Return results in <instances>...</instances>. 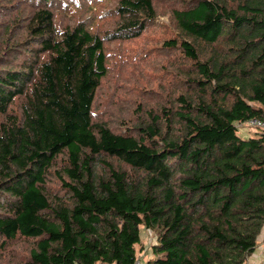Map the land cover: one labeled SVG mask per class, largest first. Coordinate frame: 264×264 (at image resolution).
<instances>
[{
	"label": "trees",
	"instance_id": "obj_1",
	"mask_svg": "<svg viewBox=\"0 0 264 264\" xmlns=\"http://www.w3.org/2000/svg\"><path fill=\"white\" fill-rule=\"evenodd\" d=\"M104 1L0 3V256L24 250L0 264H133L142 228L160 255L142 264H244L264 228V129L247 124L264 121V0ZM151 29L166 62L118 80ZM106 77L120 93L98 113Z\"/></svg>",
	"mask_w": 264,
	"mask_h": 264
},
{
	"label": "rangeland",
	"instance_id": "obj_2",
	"mask_svg": "<svg viewBox=\"0 0 264 264\" xmlns=\"http://www.w3.org/2000/svg\"><path fill=\"white\" fill-rule=\"evenodd\" d=\"M15 0H0V3L3 2V5L9 7ZM116 4V0H105L104 2L98 3L96 6V10L98 9L99 6L104 5V8L108 10H112ZM31 4H27L24 6V10H18V11H13L14 13H22L24 14L25 12H30L32 10ZM81 7H77V5H74L73 8L67 12L66 15H60L59 18H64L66 22H74L76 20L75 15H79L81 10L79 9ZM109 12V11H108ZM108 12H103L102 16L108 15ZM101 16V17H102ZM107 16V20H98L99 22H94L95 25H102L104 28H114L117 23L119 22L117 16H112L111 19ZM97 17V16H96ZM158 21L163 24H168V16L164 15L161 16ZM165 37L164 32L161 29H158L157 31H153L152 29L145 32L142 36L139 38L133 40V41H126L123 43V47L127 49V52L130 54V58L133 59L134 55L137 53H148L147 55L143 56L142 58L136 60L133 64H127L124 66V63L122 62V65L124 66L121 75L117 76L118 80H123V79H131V82L134 86H140L144 87L145 86V78L148 75H151V77H155L153 74V66H152V61L158 60L161 63H165L166 60L163 59V56L159 55V53L155 50L156 47H158L160 44L159 42L162 41ZM144 51V52H142ZM160 56V57H159ZM162 57V58H161ZM17 60L14 59V62ZM117 63H114L112 65L113 71L112 72H117L120 67H118ZM112 84L113 81L109 79L108 77L103 79V83L101 87L97 90V101H96V107L95 111L100 113L101 111H104L105 113L110 111V107L115 106V99H118V95L115 97V94L112 89ZM158 84L157 79H153V84L151 83L149 87H156ZM156 98H151L148 101V104H151L152 100ZM123 112L122 110H120ZM254 128L252 127H246L245 125H240L238 132L239 135L241 136H247L251 135L253 132ZM156 242L155 238V233L151 232L150 230H147L145 228L141 229V246H142V251H140L137 255V257L140 259L142 263H144L146 260H154L158 256L157 254H154L150 248V245ZM18 241L13 243L11 249L7 252L4 253L2 256H0V262L5 261V257H10L11 259L15 261H21L24 257V250L19 249L17 246Z\"/></svg>",
	"mask_w": 264,
	"mask_h": 264
},
{
	"label": "crops",
	"instance_id": "obj_3",
	"mask_svg": "<svg viewBox=\"0 0 264 264\" xmlns=\"http://www.w3.org/2000/svg\"><path fill=\"white\" fill-rule=\"evenodd\" d=\"M264 259V228L259 236L258 244L255 251L246 260L244 264H258Z\"/></svg>",
	"mask_w": 264,
	"mask_h": 264
},
{
	"label": "built area",
	"instance_id": "obj_4",
	"mask_svg": "<svg viewBox=\"0 0 264 264\" xmlns=\"http://www.w3.org/2000/svg\"><path fill=\"white\" fill-rule=\"evenodd\" d=\"M247 124L254 127H260L264 129V121L260 119H250L247 121ZM133 264H142L139 258H136L135 262ZM258 264H264V259L260 261Z\"/></svg>",
	"mask_w": 264,
	"mask_h": 264
}]
</instances>
